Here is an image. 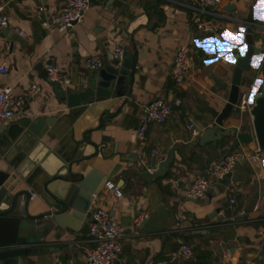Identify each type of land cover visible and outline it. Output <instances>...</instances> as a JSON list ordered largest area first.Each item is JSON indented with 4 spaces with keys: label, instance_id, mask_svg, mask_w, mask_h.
<instances>
[{
    "label": "crops",
    "instance_id": "crops-1",
    "mask_svg": "<svg viewBox=\"0 0 264 264\" xmlns=\"http://www.w3.org/2000/svg\"><path fill=\"white\" fill-rule=\"evenodd\" d=\"M195 1L94 0L82 24L59 33L44 23L48 15L63 8L64 0H0L3 14L9 17L2 51L10 74L3 85L12 87L24 102L22 113L0 132L1 151L12 152V144L19 143L24 129L36 120L55 118L43 129L39 143L59 154L62 158L58 159L66 164L79 159L73 163V172L85 177L95 172L103 185L77 232L61 228L50 231L43 222L27 221L21 235L32 243L37 236L38 241L31 246L34 251L22 257L24 264H86L85 252L94 247L88 235L91 216L99 208L108 210L126 229L114 264H264V238L256 232L264 225V156L259 164L249 161L248 156L258 147L249 112H235L224 128L249 133L251 144L229 135L202 146L201 132L194 138L188 130L190 125L198 131L199 125L203 129L214 127L204 104L218 111L226 105L247 30L254 29V42L264 40V0H224L217 12L225 30L213 35L192 26L190 7ZM40 6L46 7L44 14L38 12ZM229 6L233 7L231 12L226 10ZM5 43L11 45L7 52ZM181 45L193 50L196 68L182 85L175 86L171 71ZM115 46L132 55L129 93L118 101L88 106L99 109L88 110L74 122L71 108L60 101L55 84L48 80L45 66L51 63L58 67L70 80L63 88L79 92L98 72L87 68L86 59L98 56L103 66H114ZM261 53L264 58V49ZM258 78L264 80V70L258 72L252 67L244 72L242 90L248 91L252 85L257 90ZM33 83L42 92L28 98ZM218 84L227 85V89ZM159 97L171 103L179 100L180 104L174 106L169 120L152 125L145 137L138 139L136 132L145 105ZM106 107L109 110L102 116ZM88 130L92 143L84 140ZM171 151L174 164L165 177L155 183L141 179V169L154 172ZM235 152L242 155V161L229 186L221 188L218 184L199 201L185 197L196 179ZM56 162L54 168L61 167ZM43 175L40 172L38 179ZM17 181L30 195L36 192L22 179ZM107 183L114 184L121 197L109 190ZM5 187L16 191L8 183ZM232 200L235 205L230 204ZM22 202L24 209L27 201L23 198ZM29 202V213L44 212L38 196ZM240 210L247 215L238 214ZM19 211L16 209L15 214L24 215V210ZM139 218L143 221L136 225ZM184 243L190 246L193 258L172 260Z\"/></svg>",
    "mask_w": 264,
    "mask_h": 264
},
{
    "label": "water",
    "instance_id": "water-1",
    "mask_svg": "<svg viewBox=\"0 0 264 264\" xmlns=\"http://www.w3.org/2000/svg\"><path fill=\"white\" fill-rule=\"evenodd\" d=\"M232 9V6L226 8L230 12ZM253 33L254 29L250 27L247 30L245 42L240 48L239 55L236 57V68L226 105L218 111L204 104V108L213 119L214 127L208 129H203L200 125L197 127L201 132L202 146H206L208 143H216L229 135L246 144L253 142L249 133L240 132L235 127L224 128L225 121L229 120L235 113L233 111L234 105L237 104L240 92L244 87V72L249 71L252 67L256 68L258 72L264 70V58L261 50L253 45ZM257 57L259 59L255 63ZM131 60L132 55L126 53L121 69H117L113 65L103 66L88 79L79 92H72L70 88L64 89L59 84H55L54 90L60 101L71 108V117L74 122L85 115L88 110L96 111L99 109L98 107L88 109V106H96L106 100L118 101L129 93V87L133 81ZM258 80L260 87L257 90L255 86L248 88L249 100L252 103L249 115L253 121L254 140L264 152V80L259 78ZM218 85L222 89H227V85ZM106 110H109V107H106L101 113L102 116ZM55 120V118L36 120L29 129H24L20 142L12 144V148L14 147L12 152L6 154L7 152H2L0 149V264H24L22 257L28 256L34 251L31 246L38 241L37 236L32 243L30 238L21 235L27 221L43 222L42 225L50 231L61 228L68 232H77L86 220L85 218L94 201V195H97L103 186L100 181L98 183L96 177L99 176L95 172L87 177L81 173L73 172V163L79 159L66 164L59 160L62 158L59 157V154L56 155L45 150L44 146L39 143L43 137V129L51 126ZM90 132L91 130H88L84 133V140H88V142H91L87 137ZM173 153L174 151H171L166 159L155 167L154 172H150L146 168L141 169V179L155 183L161 177H165L170 166L174 164ZM54 161L61 162L62 165L56 162L61 167L54 168L56 166ZM40 172H43L44 175L38 179ZM17 178L25 181L31 189L36 191L35 193L42 201L41 208L44 212H39L36 215L29 213L30 193L26 189H21L22 185L18 184ZM234 178L233 175H228L218 187L229 186L230 180ZM6 183L11 188H15V193L10 192L5 187ZM23 198L27 201L24 209H22ZM44 208L48 210L46 211ZM16 209L24 210V215L21 213L16 215Z\"/></svg>",
    "mask_w": 264,
    "mask_h": 264
},
{
    "label": "built area",
    "instance_id": "built-area-1",
    "mask_svg": "<svg viewBox=\"0 0 264 264\" xmlns=\"http://www.w3.org/2000/svg\"><path fill=\"white\" fill-rule=\"evenodd\" d=\"M94 0H64L63 8L55 14L48 15L44 23L45 27H52L59 33L71 30L74 26L82 24L85 14L91 8ZM224 0H196L190 7L193 12L192 26L201 33L213 35L220 33L225 29V23L222 16L217 12ZM40 14L46 12V7L38 8ZM9 27V17L3 14V8H0V132L4 127L11 123L19 114L22 113L23 100L19 99L12 87L3 85V80L9 72L8 63L5 60L2 51L4 41V31ZM19 35L23 33L19 32ZM254 47L263 50L264 40H257L253 43ZM11 45L5 43V52L9 51ZM126 57V51L123 47L115 46L112 50V59L115 68L121 69ZM103 61L98 56L88 57L86 66L89 70L99 71L103 68ZM195 59L193 50L187 45H181L177 48L174 63L171 71V79L175 86L182 85L195 70ZM45 71L48 73V80L53 84H59L66 87L70 83L69 77L64 74L58 67L47 63ZM255 85H252L254 87ZM251 87V88H252ZM27 97L33 98L39 95L41 87L33 83L29 86ZM180 101L175 103L159 97L151 103L145 105L140 119V126L136 132V137L142 139L145 137L152 125L165 123L172 115L174 106H178ZM252 103L249 100V91L241 90L237 104L234 105V112H250ZM194 138L199 136L200 131L196 130L194 125L188 126ZM264 152L257 147L254 153L248 156L252 165L259 164L262 161ZM242 161V155L238 152L230 153L224 157V160L214 164L206 176L196 179L191 186L185 191V197L190 201H199L205 198L211 189L221 184L228 175H233L236 167ZM264 179V175L262 176ZM107 188L113 190L117 197H121V192L114 184L107 183ZM37 194L34 192L30 195V200L34 199ZM231 205L236 201L232 200ZM241 216H246L244 210H240ZM92 221L89 225L88 235L92 238L94 247L85 252L86 264H114L118 260L122 251V242L126 238L125 227L112 217L110 212L104 208L96 209L91 216ZM143 218L135 221L140 225ZM256 232L264 238V225L257 228ZM192 259L193 253L187 244H182L177 252L172 256V260ZM227 259V257H226ZM228 260V259H227Z\"/></svg>",
    "mask_w": 264,
    "mask_h": 264
}]
</instances>
